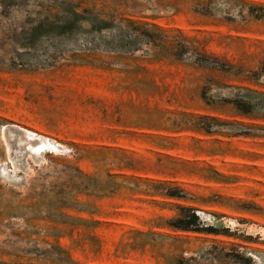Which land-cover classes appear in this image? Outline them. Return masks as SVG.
Masks as SVG:
<instances>
[{"label":"rangeland","instance_id":"374dc122","mask_svg":"<svg viewBox=\"0 0 264 264\" xmlns=\"http://www.w3.org/2000/svg\"><path fill=\"white\" fill-rule=\"evenodd\" d=\"M7 124L0 264H264V0H0Z\"/></svg>","mask_w":264,"mask_h":264},{"label":"bare ground","instance_id":"6f19581e","mask_svg":"<svg viewBox=\"0 0 264 264\" xmlns=\"http://www.w3.org/2000/svg\"><path fill=\"white\" fill-rule=\"evenodd\" d=\"M3 135L10 155L9 160H11V165H13V172L10 171L7 164H2L0 167V176L7 182L9 181L20 185L23 183V177H19V172L27 170L28 158H31L35 163H40L45 160L44 151L51 144L47 138L16 124L5 125L3 127Z\"/></svg>","mask_w":264,"mask_h":264},{"label":"trees","instance_id":"16d2710c","mask_svg":"<svg viewBox=\"0 0 264 264\" xmlns=\"http://www.w3.org/2000/svg\"><path fill=\"white\" fill-rule=\"evenodd\" d=\"M197 220H198L197 217L192 216V221H191L190 223H188V224H190V225L177 226L176 228L181 229V230H189L191 224H195V223L197 222Z\"/></svg>","mask_w":264,"mask_h":264},{"label":"built area","instance_id":"2783aa9c","mask_svg":"<svg viewBox=\"0 0 264 264\" xmlns=\"http://www.w3.org/2000/svg\"><path fill=\"white\" fill-rule=\"evenodd\" d=\"M197 215L200 218H206V219H210L211 218L210 215H205V213H203V212H198Z\"/></svg>","mask_w":264,"mask_h":264},{"label":"water","instance_id":"95a60500","mask_svg":"<svg viewBox=\"0 0 264 264\" xmlns=\"http://www.w3.org/2000/svg\"><path fill=\"white\" fill-rule=\"evenodd\" d=\"M6 182H7V181H6ZM8 183H10V184H12V185H15V186H17V185H16L15 183H13V182H9V181H8Z\"/></svg>","mask_w":264,"mask_h":264}]
</instances>
